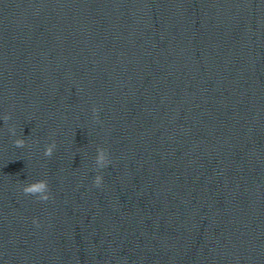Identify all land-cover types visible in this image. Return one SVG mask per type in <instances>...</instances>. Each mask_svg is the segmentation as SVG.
<instances>
[{
    "label": "clouds",
    "instance_id": "clouds-1",
    "mask_svg": "<svg viewBox=\"0 0 264 264\" xmlns=\"http://www.w3.org/2000/svg\"><path fill=\"white\" fill-rule=\"evenodd\" d=\"M98 112L99 109L93 108V113L96 119H98ZM2 119L5 123H7L11 119V116L9 114H5ZM8 131L11 133L12 136H16L15 126L9 127ZM13 143L15 147L23 148L26 145V140L22 137H18L13 141ZM55 148L56 142L55 140H53L50 144L46 145L44 150V156L51 157L54 153ZM110 162L111 161L109 159L108 151L102 147L97 148V155L95 157V165L97 169H103L107 167ZM93 182L94 186L101 187L103 184V176L101 174L95 175ZM22 191L25 195L33 196L41 202H46L51 199L49 184L48 181L45 179L24 184L22 187ZM33 223L39 227L38 220H34Z\"/></svg>",
    "mask_w": 264,
    "mask_h": 264
}]
</instances>
